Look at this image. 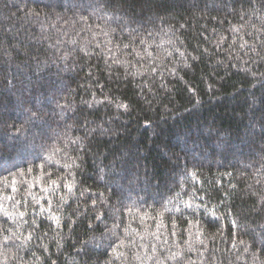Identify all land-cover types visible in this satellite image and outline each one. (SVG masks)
<instances>
[{
  "label": "trees",
  "instance_id": "trees-1",
  "mask_svg": "<svg viewBox=\"0 0 264 264\" xmlns=\"http://www.w3.org/2000/svg\"><path fill=\"white\" fill-rule=\"evenodd\" d=\"M0 264H264V0H0Z\"/></svg>",
  "mask_w": 264,
  "mask_h": 264
},
{
  "label": "snow or ice",
  "instance_id": "snow-or-ice-1",
  "mask_svg": "<svg viewBox=\"0 0 264 264\" xmlns=\"http://www.w3.org/2000/svg\"><path fill=\"white\" fill-rule=\"evenodd\" d=\"M246 44H247V41H244L243 43L240 44V47H241V48H244ZM98 103H99V101H98ZM117 107H119V108H127V105L121 103V104H118ZM35 115H36V114H34V117H35ZM17 131H19V129H17ZM73 163H74V161H73ZM65 167H67V168H71L72 165L69 164V165H66ZM67 187H68V190L71 191V185H68ZM13 190H15V189H13ZM9 199H12V198L9 197ZM94 203H95V201H94ZM21 215H23V213H21ZM5 239L7 240L8 238L6 237ZM240 243L243 244V241H240ZM245 250L247 251V249H245Z\"/></svg>",
  "mask_w": 264,
  "mask_h": 264
}]
</instances>
